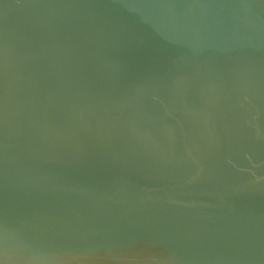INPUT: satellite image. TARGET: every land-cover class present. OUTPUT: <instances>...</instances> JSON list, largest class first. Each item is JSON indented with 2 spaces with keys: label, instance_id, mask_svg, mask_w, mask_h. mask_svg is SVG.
<instances>
[{
  "label": "water",
  "instance_id": "95a60500",
  "mask_svg": "<svg viewBox=\"0 0 264 264\" xmlns=\"http://www.w3.org/2000/svg\"><path fill=\"white\" fill-rule=\"evenodd\" d=\"M0 264H264V0H0Z\"/></svg>",
  "mask_w": 264,
  "mask_h": 264
}]
</instances>
